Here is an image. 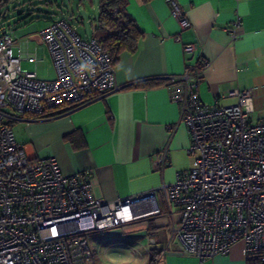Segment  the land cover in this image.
Segmentation results:
<instances>
[{"label":"built area","instance_id":"obj_1","mask_svg":"<svg viewBox=\"0 0 264 264\" xmlns=\"http://www.w3.org/2000/svg\"><path fill=\"white\" fill-rule=\"evenodd\" d=\"M168 4L179 28L190 27L177 1ZM240 25L236 15L228 27L232 40ZM38 36L49 51L53 79L23 71L10 32L0 30V264H93L88 232L163 212L182 250L200 260L242 241L247 258L264 261V119L250 122L251 89L229 90L227 95L237 98L233 104H206L196 91L199 77L186 64L172 77L169 94L179 105L177 123L189 131L192 167L172 183L96 201L88 174H64L52 156L29 157L5 118L9 109L41 115L119 90L115 66L94 38L82 37L65 18L52 20ZM195 48L188 43L183 51ZM167 152L166 146L154 156L156 167L168 163Z\"/></svg>","mask_w":264,"mask_h":264},{"label":"crops","instance_id":"obj_2","mask_svg":"<svg viewBox=\"0 0 264 264\" xmlns=\"http://www.w3.org/2000/svg\"><path fill=\"white\" fill-rule=\"evenodd\" d=\"M176 1L191 23L186 29L179 28L168 0H126V11L142 36L136 50L122 52L114 64L121 89L41 115L7 110L5 121L27 155L54 157L64 174H88L96 201L124 198L172 183L178 173L192 167L194 157L187 153L189 131L184 123H177L179 105L169 94L172 77L182 74L186 64H191L199 77L196 91L202 102L233 104L237 98L228 96L229 90L251 89L250 122L264 119V0ZM48 14V20L36 30L19 27L9 32L12 53L20 59L21 69L49 80L55 71L38 31L64 12L56 7ZM236 15L241 17V25L232 40L228 27ZM188 43L196 47L191 54L183 51ZM149 79L159 83L136 85ZM166 146L168 163L160 169L153 158ZM118 227L92 233L106 242L107 249L143 245L145 256L137 257L136 264H149L152 259L154 264H247L242 241L225 254L203 260L184 252L164 212L121 225L117 231ZM150 238L155 242L150 243ZM163 245L166 249L160 251Z\"/></svg>","mask_w":264,"mask_h":264},{"label":"rangeland","instance_id":"obj_3","mask_svg":"<svg viewBox=\"0 0 264 264\" xmlns=\"http://www.w3.org/2000/svg\"><path fill=\"white\" fill-rule=\"evenodd\" d=\"M97 5L98 0H10L0 7V30H16L19 27L36 30L48 20L49 11L57 7L64 12V16H68L82 37L89 38L91 24L98 11ZM120 229L121 226L116 228L117 231ZM85 236L91 249H95L97 264H136L139 259L137 257L145 256L143 245L116 250H112L111 246L109 250L105 248L106 242L102 243V240L95 238L94 232H88Z\"/></svg>","mask_w":264,"mask_h":264},{"label":"trees","instance_id":"obj_4","mask_svg":"<svg viewBox=\"0 0 264 264\" xmlns=\"http://www.w3.org/2000/svg\"><path fill=\"white\" fill-rule=\"evenodd\" d=\"M9 1L0 0V7ZM141 1L147 2L150 0ZM2 15H4V12ZM58 17L68 20L63 14ZM68 22L74 25L69 20ZM91 26L92 32L89 38H94L98 42L102 49L110 55L113 64L118 61L119 55L122 52H134L137 47V42L142 36V30L126 11V0H98L97 15ZM158 83L159 80L157 79H149L139 82L136 85L150 87ZM92 259H94L93 264H97V258L94 252ZM149 264H154V259ZM247 264H264V261L257 257H249L247 258Z\"/></svg>","mask_w":264,"mask_h":264}]
</instances>
